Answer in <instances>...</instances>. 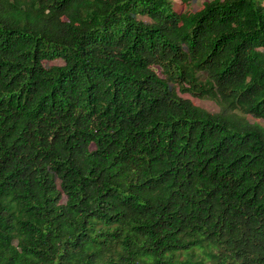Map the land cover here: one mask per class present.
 <instances>
[{
  "label": "trees",
  "instance_id": "trees-1",
  "mask_svg": "<svg viewBox=\"0 0 264 264\" xmlns=\"http://www.w3.org/2000/svg\"><path fill=\"white\" fill-rule=\"evenodd\" d=\"M0 264H264V0H0Z\"/></svg>",
  "mask_w": 264,
  "mask_h": 264
},
{
  "label": "rangeland",
  "instance_id": "rangeland-1",
  "mask_svg": "<svg viewBox=\"0 0 264 264\" xmlns=\"http://www.w3.org/2000/svg\"><path fill=\"white\" fill-rule=\"evenodd\" d=\"M171 1L173 8L180 13H184L185 15L202 9L203 4L206 1H211V0H194L191 2L189 1L182 2V0H171ZM156 71L160 73L159 69H156ZM184 97L191 99L194 104L212 113H217L220 110L219 105L215 101L209 99H199L197 97L191 96L190 94H185Z\"/></svg>",
  "mask_w": 264,
  "mask_h": 264
}]
</instances>
